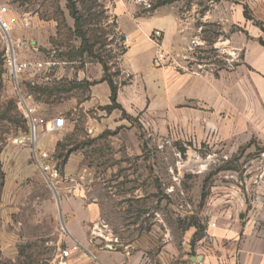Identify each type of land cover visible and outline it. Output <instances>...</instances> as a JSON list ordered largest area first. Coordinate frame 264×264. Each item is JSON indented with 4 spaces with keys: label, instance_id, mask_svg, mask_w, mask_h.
Masks as SVG:
<instances>
[{
    "label": "rangeland",
    "instance_id": "rangeland-1",
    "mask_svg": "<svg viewBox=\"0 0 264 264\" xmlns=\"http://www.w3.org/2000/svg\"><path fill=\"white\" fill-rule=\"evenodd\" d=\"M154 1L137 0V12L145 13L150 8L147 4ZM208 2L179 0L169 5L180 16L183 37H174L167 50V60L162 65H153L149 71H132L124 65L121 50L114 52L109 46L110 39L104 35L107 31L97 26L100 14L85 20L91 53L79 57L82 56L83 66L89 62L91 80L80 86L71 81L54 87L60 89L59 93L81 92L88 109L75 115L65 112L67 128L39 135L37 141V153L40 154L38 148L50 149L61 174L71 179L59 184L57 190L48 184L34 163V148L28 140L29 129H24L27 125L17 105V92L4 75L0 105L3 110L9 109L11 118L0 123V264H27V253L35 254L34 264H50L60 250L67 248L68 234L62 230L64 225L67 228L66 218L59 203L64 190L70 194L83 190L90 202L105 195L109 207L106 215L109 227L105 234L118 241L141 235L145 230L157 235L161 216L171 231L186 230L194 215L188 213L199 205L196 191H202L203 186V190L207 188L214 169L206 164L202 177L196 175V157L206 160L213 154L211 139L215 136L196 134V110L206 116L215 112L196 101V3ZM210 31L201 36L206 43L200 56L206 60L207 71L220 76L225 69L221 54L223 32L220 25L211 26ZM65 57L68 55L60 51L56 59L59 62ZM97 62L104 71L103 78L117 88L125 114L112 107L109 100L106 103L91 100L92 85L96 87L100 83ZM226 65L228 72L232 67L234 71L236 62ZM32 95L44 110L63 107L66 103L63 96ZM260 152L257 141L252 140L232 158L241 168L242 162L260 156ZM146 161L150 162L149 166ZM145 173L152 175L151 192L145 188ZM106 175L112 178L124 175L125 179L111 180L105 186L101 180ZM101 185L108 187L105 192ZM139 188L146 194L141 198L134 195V190ZM120 196L124 197L120 199Z\"/></svg>",
    "mask_w": 264,
    "mask_h": 264
},
{
    "label": "crops",
    "instance_id": "crops-1",
    "mask_svg": "<svg viewBox=\"0 0 264 264\" xmlns=\"http://www.w3.org/2000/svg\"><path fill=\"white\" fill-rule=\"evenodd\" d=\"M2 1L9 5V15L18 18L11 31L12 37L27 43L18 50L20 60L48 59L52 47L68 55L50 72L24 73L23 81H39L40 85L50 86L73 81L80 86L91 80L89 62L83 66L82 56L79 57L91 52L82 51L86 47L76 34L68 0ZM73 1L77 13L82 16L84 32L85 20L95 13L100 14L97 26L107 31L104 35L111 41L109 46L114 52L121 50L122 62L132 71H149L155 65L156 45L150 39L155 29L163 33L161 48L166 52L174 37H183L180 16L170 4L160 6L151 14L139 15L137 0ZM245 5L264 24V0L196 3V101L215 109L207 116L196 110V134L215 135L211 139L214 140L213 154L206 160L196 157V175L202 177L206 164L214 169L207 188L203 190V186L202 191H196L199 205L188 213L196 215L202 228L190 226L182 233H175L161 216L157 235L145 230L141 235L118 241L105 234L109 227L105 195L90 202L83 190H75L73 194L64 190L59 203L68 229L67 248L76 243L80 249L73 250L67 257H62L60 252L50 264H264V45L259 41V38L264 40V33L245 16ZM215 25H220L223 32L221 54L225 69L220 76L207 71L206 60L200 56L206 43L201 36L210 33L211 26ZM125 35L129 40L124 39ZM33 46L39 50L34 51ZM234 60L235 70L232 67L228 72L226 64L231 65ZM96 70L100 83L96 87L92 85L91 100L106 103L110 101L111 88L103 78L100 62L96 63ZM70 93L65 90L54 94L53 98L63 96L65 105L46 110L38 105L39 114L51 119L64 116L65 112L75 115L86 111L88 105L83 102L81 92ZM67 125L65 122V129ZM252 140L257 141L261 154L242 162L240 168L232 156ZM146 164L149 166L150 162ZM143 176L147 183L145 188L150 191L152 175L145 173ZM102 178L99 179L106 186L111 180L124 181L125 176ZM127 178L132 183L131 176ZM104 185H101L103 192L108 188ZM128 192L130 194V188ZM134 195L141 198L146 194L139 188L134 190ZM100 220L107 224L106 228Z\"/></svg>",
    "mask_w": 264,
    "mask_h": 264
},
{
    "label": "built area",
    "instance_id": "built-area-1",
    "mask_svg": "<svg viewBox=\"0 0 264 264\" xmlns=\"http://www.w3.org/2000/svg\"><path fill=\"white\" fill-rule=\"evenodd\" d=\"M150 7V4H147ZM10 7L2 0H0V45L4 50L5 58V77L13 84L18 98V105L23 112L27 127L30 132L29 142L34 148V163L43 174L48 184L55 190L57 186L63 182H68L67 176L61 174L57 163L51 158L52 151L48 148H38L40 154L37 153V141L39 135H44L48 132H59L65 128V117L62 115L55 116L51 119L43 117L39 114L38 105L33 98L32 93H28L25 89L22 75L24 73L50 72L52 67L58 64L57 56L59 49L52 47L48 59L45 60H20L18 57L19 48L26 46V42L22 39H14L11 31L14 25L18 23L16 16L9 15ZM162 31L155 29L150 39L156 45V52L153 57L155 65H162L168 58L167 52L161 48ZM124 39L127 41L129 37L125 35ZM34 51H38L37 46H33ZM33 84H39V81H32ZM258 182V181H257ZM102 227L106 228L107 224L100 220ZM64 233L68 234V229L65 225L62 227ZM80 249V245L74 243L70 248L61 251L62 257H67L73 250ZM101 264V263H99Z\"/></svg>",
    "mask_w": 264,
    "mask_h": 264
},
{
    "label": "trees",
    "instance_id": "trees-1",
    "mask_svg": "<svg viewBox=\"0 0 264 264\" xmlns=\"http://www.w3.org/2000/svg\"><path fill=\"white\" fill-rule=\"evenodd\" d=\"M23 1V0H22ZM175 1H179V0H155L154 3H150V8L145 10V13L143 14H151L152 12H154L157 8H159L160 6L166 5V4H171ZM68 6L71 9V13L73 15V17L75 18V25H76V34L82 38L83 43L82 46L86 47V49H82V51H90L89 46H88V41L86 39L85 36V32L83 30V19L82 16L80 14L77 13V10L75 8V3L73 0H68ZM142 13H139V15H143ZM244 14L248 19H251L254 21V24H256L257 26H259L263 31H264V24L262 21L258 20L250 11V9H248L247 7H245L244 9ZM259 41L261 44L264 45V40L262 38H259ZM1 46V45H0ZM5 58H4V50L0 49V92L2 90L3 87V77L5 75ZM25 88L27 90H29L31 93L35 94V97H37V95L41 96V95H46L48 98H50L51 95H54L57 92H60V89L58 87H54L50 86V85H37V84H33L32 81L29 82H25L24 83ZM109 85L111 88V95H110V101H111V105L112 107L118 108L120 110L123 111V113L125 114L124 108L121 105V103L118 102V93H117V88L113 85V83L111 81H109ZM40 101V100H39ZM18 105V104H17ZM15 108H17L15 106ZM9 109L6 108V110L2 109L1 105H0V123L3 119L5 118H11L9 115ZM23 122L26 124V120L23 118ZM27 125V124H26ZM24 129L28 130V127H26L24 125ZM143 148L145 150V145H143ZM190 226H195L198 228H202V225L199 223L198 219L195 217V215H192V220H190V222L187 224V226H185V229H187ZM25 258L27 259V264H34L36 259L35 254L30 253V254H26Z\"/></svg>",
    "mask_w": 264,
    "mask_h": 264
}]
</instances>
